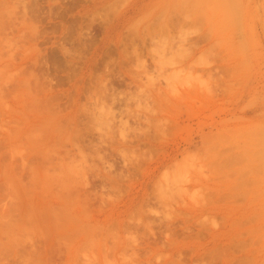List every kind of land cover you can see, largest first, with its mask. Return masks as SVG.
Wrapping results in <instances>:
<instances>
[{"label":"rangeland","instance_id":"374dc122","mask_svg":"<svg viewBox=\"0 0 264 264\" xmlns=\"http://www.w3.org/2000/svg\"><path fill=\"white\" fill-rule=\"evenodd\" d=\"M0 264H264V0H0Z\"/></svg>","mask_w":264,"mask_h":264}]
</instances>
